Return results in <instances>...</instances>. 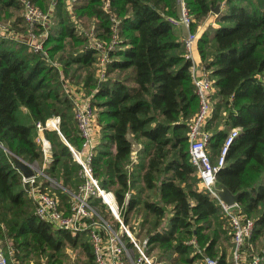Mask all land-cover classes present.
I'll return each instance as SVG.
<instances>
[{
	"label": "trees",
	"instance_id": "1",
	"mask_svg": "<svg viewBox=\"0 0 264 264\" xmlns=\"http://www.w3.org/2000/svg\"><path fill=\"white\" fill-rule=\"evenodd\" d=\"M31 1L46 10L52 0ZM185 1L194 17L193 31L215 15V23L202 31L197 42L201 64L217 87L213 117L208 122L213 132L209 143L212 159L219 153L225 133L235 126L241 128L225 167L217 173L216 185H226L238 194L242 213L255 220L246 249L254 248L264 256V0ZM218 3L221 11L215 14L212 9ZM22 4V0H0V16L9 19L15 13L13 8L22 9ZM54 11L57 24L45 40L48 57L31 51L23 42L0 36L3 248L12 249L14 259L22 264H66L67 246L80 244L87 255L85 262L95 264L92 245L82 235L56 229L36 214L22 172L10 155L12 151L43 165L45 153L36 141L35 123L53 115L61 116L60 129L68 142L82 149L74 102L63 85L69 78L93 94L97 109L100 142L92 160L94 175L115 193L120 217L136 237H148V252L156 250L157 258L169 264H194L201 255L193 254L195 247L188 241L195 237L205 254L221 253L220 264H229L221 236L231 232L230 224L218 200L200 188L190 161L188 122L199 107V98L192 60L186 57L183 39L169 21L179 14V1L77 0L73 12L79 19H94L100 38L111 40L119 26L117 48L109 52L111 60L103 78L97 76V52L87 31H81L73 20L66 0H57ZM50 58L59 60L61 68ZM131 135L141 144L135 163ZM44 136L52 147L44 173L76 190L81 164L57 130H44ZM38 181L50 186L45 175ZM128 191L132 195L126 199ZM55 192L68 208L70 193L63 188ZM90 201L103 216L116 219L100 198L93 196ZM137 220L138 230L134 228ZM230 236L232 233L227 238Z\"/></svg>",
	"mask_w": 264,
	"mask_h": 264
},
{
	"label": "built area",
	"instance_id": "2",
	"mask_svg": "<svg viewBox=\"0 0 264 264\" xmlns=\"http://www.w3.org/2000/svg\"><path fill=\"white\" fill-rule=\"evenodd\" d=\"M178 1L179 14L171 16L169 21L173 26L182 24L188 30L183 42L186 48V57L192 60V77L199 98V109L188 122L190 161L197 170L200 188L206 190L218 200L223 215L230 224L233 243L231 263L259 264L264 260V256L256 252L254 248L252 250L246 249V244L254 233L255 220L242 213L237 201L233 205L226 203L220 197L219 188L216 185L217 173L225 167L227 153L238 137L241 128L239 126L232 127L225 134L219 153L215 159H212L209 143L213 132L208 128V122L213 117L214 112V80L204 66L201 63V66H199L194 58L200 34L191 30L194 17L190 13L186 1ZM66 2L73 18L78 19V16L73 12L75 0H66ZM22 3V18L27 26V33L24 35L17 33L11 22L4 23L0 18V36L23 42L31 51L48 57V53L45 51V40L50 32L49 24L57 7V0H52L46 10L31 0H22ZM111 17L117 23L115 14L112 13ZM79 28L83 31L80 25ZM118 28L119 26L116 25L111 40L100 38L97 24L93 19L92 25L87 31L90 44L97 52V76L99 78L104 77L107 63L111 60L109 52L117 48ZM50 62L61 68L60 62L52 60ZM63 85L65 92L74 102L78 130L83 138L82 149L75 148L63 135L60 129V115H53L46 121L35 123L36 141L42 145L46 155L50 146L49 141L44 136V130H57L69 145L75 159L81 164V181L76 190L69 191V206L65 208L62 206L57 194L49 188L52 182L55 181L54 178L45 174L50 186L44 187L43 182L38 181L37 169L31 164L32 168L36 170L35 175L29 178L22 176V180L25 189L35 203L36 214L54 228L67 230L73 236L83 232L87 233L92 245L95 264H160L146 252L148 237L143 241L136 237L129 224H126L120 217L115 193L104 188L94 175L92 160L100 142V126L97 122V109L92 102L93 94H88L82 84L69 78H66ZM140 148L141 144L138 145L132 155V163L138 161ZM128 168L130 169L131 165ZM131 195V191H128L126 199H129ZM93 196L100 198L108 206L119 224L111 223L99 213L98 208L90 201ZM188 243L195 247L193 254L201 255V264H220L218 257L203 252L195 237L191 238ZM0 264L22 263L14 259L12 249L5 250L0 243Z\"/></svg>",
	"mask_w": 264,
	"mask_h": 264
},
{
	"label": "rangeland",
	"instance_id": "3",
	"mask_svg": "<svg viewBox=\"0 0 264 264\" xmlns=\"http://www.w3.org/2000/svg\"><path fill=\"white\" fill-rule=\"evenodd\" d=\"M77 2V0H75V3ZM13 11L15 12V13H13L12 14V16L9 18V19H6V17H4L3 15H1L0 16V18L2 19V21L4 22V23H7V22H11V23H14L15 21H16V23H17V21L18 20H20V18L22 17V13H23V8L21 9V7L20 8H18V9H15V8H13ZM56 12L57 11H54V13H53V16H52V21L50 22V24H49V30H50V28L52 27V26H54V25H56L57 24V20H58V16H57V14H56ZM75 14V13H74ZM76 15V14H75ZM213 15L214 14H212V17H213ZM211 16V15H210ZM19 17V18H18ZM211 17V18H212ZM209 19V18H208ZM207 19V20H208ZM73 20L74 21H77V24H79L82 28H84L83 30L85 31H88L89 30V28L91 27V25H92V20L91 19H88V18H86V17H81V19H76V18H73ZM24 22V20L21 18V20L20 21H18V23L17 24H15V26H14V28H15V31L17 32V33H19V34H26L27 33V26H24V24H22ZM23 25V26H22ZM215 26V25H214ZM83 31V32H84ZM51 32V31H50ZM7 39V38H6ZM9 40H15V39H10V38H8ZM45 51H47V49H46V45H45ZM47 53H48V51H47ZM49 55V54H48ZM51 59V58H50ZM52 61H57V62H60L59 60H57L56 58H53V59H51ZM61 63V62H60ZM87 92V91H86ZM66 93V92H65ZM198 109H199V107H198ZM198 109H197V111H198ZM196 111V112H197ZM195 112V113H196ZM226 134V133H225ZM131 139H132V142H133V152H132V154L134 153V151L138 148V145L140 144L139 143V141L134 137V136H132L131 135ZM49 146H50V148H49V152H51L52 151V147H51V144H50V142H49ZM210 150V149H209ZM211 152V151H210ZM45 160H46V158H45ZM51 161V160H50ZM49 161V162H50ZM49 162H45V163H43V165H40L38 162H36V161H33V162H29L30 164H32L36 169H37V173H38V175H37V178H39V176L40 175H45V173H44V167H45V165H47V163H49ZM34 169V168H33ZM34 171H35V173H36V170L34 169ZM46 177V176H45ZM54 180L55 181H53L52 182V184H51V187H49V188H52V190L51 191H53L54 193H56L55 192V190H58V189H61V188H63V189H65V191L69 194V191H74V189H72V188H69V187H64L63 185H62V183L59 181V180H57V179H55L54 178ZM139 186V185H138ZM108 207V206H107ZM98 211H99V213L101 212L100 211V209L98 208ZM101 214V213H100ZM113 214V213H112ZM114 216V215H113ZM105 217V219H107V220H109L111 223H113V224H115V225H117V223H116V219H113L112 217H111V215L109 214V215H106V216H104ZM98 218V217H97ZM140 222V221H139ZM139 222L138 223H136L135 224V229L136 230H138V227H139ZM230 229V228H229ZM132 232H133V230H131ZM135 235H136V232H133ZM231 233L232 232H226L225 234L223 233L222 234V236H221V241H222V238L223 239H225V245L227 246V250H228V248H229V250H230V248H231V245H232V243H231V236L229 237V238H227V236H229V235H231ZM79 235H82V237H83V240L85 239V240H87L88 242H90L89 241V236L87 235V233H81V234H79ZM142 238V237H141ZM146 238V237H145ZM144 238V239H145ZM82 239V238H81ZM144 239H142L141 241H143ZM149 243H147V245H146V252H147V254L149 255V256H151L152 258H154L155 260H157L160 264H169V262H166V261H161V260H158V258H157V256H156V250H153V251H151V253H149L148 252V248H149ZM255 250V249H254ZM256 251V250H255ZM66 252H68V256H67V259H66V264H87L85 261H86V259H87V255H86V253L83 251V249L81 248V245L80 244H78L77 246H74V247H72V246H67V249H66ZM257 252V251H256ZM200 261H201V259H199V261L198 262H194V264H201L200 263ZM29 264H39V263H36L35 261H32L31 263H29Z\"/></svg>",
	"mask_w": 264,
	"mask_h": 264
},
{
	"label": "water",
	"instance_id": "4",
	"mask_svg": "<svg viewBox=\"0 0 264 264\" xmlns=\"http://www.w3.org/2000/svg\"><path fill=\"white\" fill-rule=\"evenodd\" d=\"M212 10L215 14H219L221 11V3H218L217 6ZM10 155L15 166L22 172L24 177L29 178L35 175L34 169L27 160L23 159L12 151H10ZM218 193L220 197L229 205H233L237 201L238 194L233 193L226 185L220 187Z\"/></svg>",
	"mask_w": 264,
	"mask_h": 264
},
{
	"label": "crops",
	"instance_id": "5",
	"mask_svg": "<svg viewBox=\"0 0 264 264\" xmlns=\"http://www.w3.org/2000/svg\"><path fill=\"white\" fill-rule=\"evenodd\" d=\"M211 17H212V15L209 16V19L204 24L200 25L198 30H196L197 32H199L200 35H201L202 31H204L210 24H212V23L214 24L215 23V15H213L212 18ZM215 26H217V25H215ZM174 29L176 30L177 34L179 35V37L181 39H183L186 36V34L188 33L187 28L184 25H182V24L174 26ZM194 58H195L196 62L198 63V65L201 66V64H200L201 63V56H200V53H199L198 45H197V47L195 49V52H194ZM216 90H217V87L214 85V93H215ZM45 158H46V161L49 162L52 159V151L51 152H47V154L45 155ZM170 212H172V211H170ZM136 223H138V220L135 221L134 224H136ZM231 243H232V240H231ZM232 246H233V243L231 245L230 250H229V248L227 250V259H226V261L229 264H232L231 263ZM220 256H221V253H219V255H217L215 257H218L219 260H220Z\"/></svg>",
	"mask_w": 264,
	"mask_h": 264
}]
</instances>
